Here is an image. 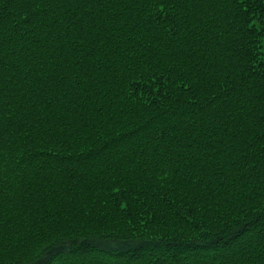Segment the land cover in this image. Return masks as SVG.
<instances>
[{
  "label": "trees",
  "instance_id": "trees-1",
  "mask_svg": "<svg viewBox=\"0 0 264 264\" xmlns=\"http://www.w3.org/2000/svg\"><path fill=\"white\" fill-rule=\"evenodd\" d=\"M0 264H264V0H0Z\"/></svg>",
  "mask_w": 264,
  "mask_h": 264
},
{
  "label": "snow or ice",
  "instance_id": "snow-or-ice-1",
  "mask_svg": "<svg viewBox=\"0 0 264 264\" xmlns=\"http://www.w3.org/2000/svg\"><path fill=\"white\" fill-rule=\"evenodd\" d=\"M3 199H4L3 186L2 184H0V211H2L3 208Z\"/></svg>",
  "mask_w": 264,
  "mask_h": 264
}]
</instances>
